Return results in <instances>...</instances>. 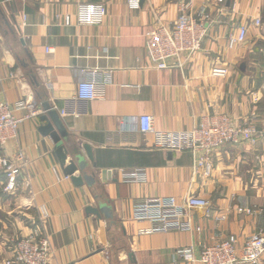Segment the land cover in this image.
<instances>
[{
  "label": "crops",
  "instance_id": "crops-1",
  "mask_svg": "<svg viewBox=\"0 0 264 264\" xmlns=\"http://www.w3.org/2000/svg\"><path fill=\"white\" fill-rule=\"evenodd\" d=\"M190 1L195 14L212 21L202 50L182 70H157L147 34L162 24L172 28ZM102 2L0 0V102L17 108L22 119L18 137L0 145V156L22 168L16 195L5 193L0 168V261L12 258V242L39 227L43 206L53 264H201L202 251L230 235L243 247L264 231L263 216L240 212L264 208V0H141L139 9L111 0L100 25L77 23L80 5ZM242 27L249 28L247 42L230 50L229 37ZM214 67L227 68L228 76L213 77ZM93 78L104 87L102 97L79 100V84ZM46 105L67 131L66 164L74 152L87 156L85 147L92 149L93 162L86 157L92 187L73 183L54 141L40 132ZM144 115L164 132L228 115L254 123L257 143L226 144L207 158L201 151H166L134 125ZM123 118L133 119V127L120 129ZM190 196L211 204L182 217L191 230L141 234L152 226L135 219L146 200ZM100 204L106 205L102 217L87 212Z\"/></svg>",
  "mask_w": 264,
  "mask_h": 264
},
{
  "label": "built area",
  "instance_id": "built-area-1",
  "mask_svg": "<svg viewBox=\"0 0 264 264\" xmlns=\"http://www.w3.org/2000/svg\"><path fill=\"white\" fill-rule=\"evenodd\" d=\"M111 0H103L102 3L82 4L78 10L77 23L80 25H100L107 12V5ZM132 9L141 7V0H128ZM194 2L184 3L179 9V18L171 28L159 25L147 34V49L150 59L157 70L184 69L188 59H192L202 50L204 40L209 31L208 16L203 13L195 14ZM198 15V17H196ZM73 19L66 16V25H71ZM256 27H261L262 21L254 22ZM249 28L242 27L236 35L228 39V48L233 50L245 44L248 40ZM172 62H176L172 64ZM229 74L227 68L214 67L212 76L226 78ZM103 85L93 78L82 82L78 87L79 100L92 101L102 97ZM19 108L25 103H19ZM17 108L7 102H0V145L5 146L10 140L18 137L19 125L22 119L15 115ZM135 121L131 118H123L119 122L120 129L132 128ZM134 124L141 133L154 136L155 146L162 150L172 152L201 151L205 157L211 156L216 150L226 144L240 145L256 139L255 127L236 123L228 115H210L204 117L199 126L189 130L178 132L157 131L154 119L149 115L139 117ZM19 161H24V154H18ZM199 160L198 164H203ZM0 168L5 171L7 180L4 185L5 193L16 195L21 187L22 168L8 158L0 156ZM210 173V167L206 164ZM56 178L61 181L62 177L57 168L53 169ZM69 178V177H66ZM126 179L131 178L129 175ZM211 206L209 200L200 197H185L178 199L152 198L148 199L136 210L137 221H149L150 229L141 230V234L154 232H168L171 230H191V224L182 221V217L189 216L192 209H207ZM240 212L251 214L252 210L240 209ZM264 217V208L259 211ZM49 213L43 206L40 208L39 227L33 229L28 236H23L15 241L13 256L4 264H53V244L46 233L43 220L48 218ZM184 256L189 262H195L190 250H186ZM201 264H264V231L253 234L244 244L239 247L238 237L230 235L226 239L206 247L199 258Z\"/></svg>",
  "mask_w": 264,
  "mask_h": 264
},
{
  "label": "water",
  "instance_id": "water-1",
  "mask_svg": "<svg viewBox=\"0 0 264 264\" xmlns=\"http://www.w3.org/2000/svg\"><path fill=\"white\" fill-rule=\"evenodd\" d=\"M46 110L48 114L42 117V121H46L47 124L40 128V132L45 136H50L54 141L56 145V154L61 161L64 173L71 177L73 183L77 187H80L85 183H87L89 187H92L94 184V176H89L86 173L88 167L86 157H88V159L92 162L94 160L92 149L89 146L85 147L87 156L79 151L74 152L69 164H66L68 156L63 145V140L67 137V131L60 121L58 113L47 105ZM105 208L106 205L100 204L99 208L96 209L89 207L87 212L92 213L97 217H102V214L106 210ZM107 217H110V215Z\"/></svg>",
  "mask_w": 264,
  "mask_h": 264
},
{
  "label": "rangeland",
  "instance_id": "rangeland-1",
  "mask_svg": "<svg viewBox=\"0 0 264 264\" xmlns=\"http://www.w3.org/2000/svg\"><path fill=\"white\" fill-rule=\"evenodd\" d=\"M211 22L212 21H208V23H210L211 24ZM233 121L234 122H236V123H240V124H244V125H247V126H253V127H255V134H256V139L254 138L253 139V141L251 140V141H247V142H244V143H252V144H256L257 143V138H258V133H259V131H258V129H257V126L254 124V123H252V122H241V121H236L235 119H233ZM244 143H242V144H244ZM241 145V144H240ZM262 208H260V209H249V210H252V213L251 214H259V211L261 210ZM244 210V209H243ZM245 210H248V209H245ZM257 233V232H256ZM256 233H254V234H256ZM226 239V238H225ZM16 241V240H15ZM15 241L14 242H12V247L14 246V244H15ZM220 242V241H219ZM8 259H4V260H2V261H0V264H4V262L5 261H7Z\"/></svg>",
  "mask_w": 264,
  "mask_h": 264
}]
</instances>
